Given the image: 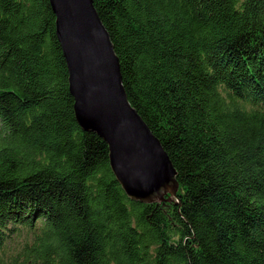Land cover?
Wrapping results in <instances>:
<instances>
[{
	"label": "trees",
	"instance_id": "1",
	"mask_svg": "<svg viewBox=\"0 0 264 264\" xmlns=\"http://www.w3.org/2000/svg\"><path fill=\"white\" fill-rule=\"evenodd\" d=\"M93 1L178 199H129L77 123L50 0H0L8 264H264V0Z\"/></svg>",
	"mask_w": 264,
	"mask_h": 264
},
{
	"label": "water",
	"instance_id": "2",
	"mask_svg": "<svg viewBox=\"0 0 264 264\" xmlns=\"http://www.w3.org/2000/svg\"><path fill=\"white\" fill-rule=\"evenodd\" d=\"M77 123L108 145L111 170L132 201H177V170L129 102L119 58L93 0H50Z\"/></svg>",
	"mask_w": 264,
	"mask_h": 264
},
{
	"label": "rangeland",
	"instance_id": "3",
	"mask_svg": "<svg viewBox=\"0 0 264 264\" xmlns=\"http://www.w3.org/2000/svg\"><path fill=\"white\" fill-rule=\"evenodd\" d=\"M26 240L29 241L30 238L27 235V231L25 229H20V231L17 233H13L12 238L8 239V242H6L7 247L4 249V252L0 251V257L3 258L5 264L10 263V259H15L18 257V252L22 247L20 242L24 243Z\"/></svg>",
	"mask_w": 264,
	"mask_h": 264
}]
</instances>
